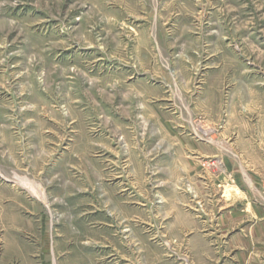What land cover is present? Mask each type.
I'll return each mask as SVG.
<instances>
[{"label":"rangeland","instance_id":"1","mask_svg":"<svg viewBox=\"0 0 264 264\" xmlns=\"http://www.w3.org/2000/svg\"><path fill=\"white\" fill-rule=\"evenodd\" d=\"M0 264H264V0H0Z\"/></svg>","mask_w":264,"mask_h":264}]
</instances>
